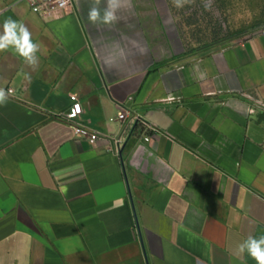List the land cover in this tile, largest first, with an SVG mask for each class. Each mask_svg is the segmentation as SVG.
Instances as JSON below:
<instances>
[{"label": "crops", "instance_id": "1", "mask_svg": "<svg viewBox=\"0 0 264 264\" xmlns=\"http://www.w3.org/2000/svg\"><path fill=\"white\" fill-rule=\"evenodd\" d=\"M130 3L104 25L92 0L49 17L0 0V31L11 17L40 45L35 70L0 52V264H256L235 251L264 235V28L177 57L169 0ZM71 93L119 152L60 116ZM134 116L149 141L125 136Z\"/></svg>", "mask_w": 264, "mask_h": 264}, {"label": "rangeland", "instance_id": "2", "mask_svg": "<svg viewBox=\"0 0 264 264\" xmlns=\"http://www.w3.org/2000/svg\"><path fill=\"white\" fill-rule=\"evenodd\" d=\"M169 2L165 42L177 57L231 44L264 28V0H192L182 8Z\"/></svg>", "mask_w": 264, "mask_h": 264}, {"label": "clouds", "instance_id": "3", "mask_svg": "<svg viewBox=\"0 0 264 264\" xmlns=\"http://www.w3.org/2000/svg\"><path fill=\"white\" fill-rule=\"evenodd\" d=\"M102 0H92V6L88 12V20L92 24L112 25L117 22V12L127 6L131 7L130 0H106V6L101 12ZM192 0H173V4L177 8H182L185 4ZM205 8H210V4L206 3ZM12 50L17 56L33 70L39 65L40 45L32 39V33L25 23L17 21L11 17L4 20L2 31H0V52ZM9 99V92L0 88V105L5 104ZM248 254L256 264H264V235L259 238L248 236L246 240L240 243L235 251L238 257Z\"/></svg>", "mask_w": 264, "mask_h": 264}, {"label": "built area", "instance_id": "4", "mask_svg": "<svg viewBox=\"0 0 264 264\" xmlns=\"http://www.w3.org/2000/svg\"><path fill=\"white\" fill-rule=\"evenodd\" d=\"M26 2L28 3L31 11L34 13L42 17H49L57 16L69 10L72 6L73 0H26ZM7 91L9 92V95H11L13 88L8 87ZM70 98L72 100L70 109L67 112L61 113L60 116L71 124L76 134L86 137L92 143L96 142V140L101 137L102 134L82 120V104L79 101L77 94L71 93ZM129 99H132V96H129ZM255 104L256 105L251 106L250 111L253 112L257 106L264 107L263 102L257 101ZM127 113V110H121L117 115V119L124 120L127 116ZM136 119H138V122H136ZM137 124H140L143 128L145 132L144 140L146 141L151 139V132L157 130L152 123L134 116V118L129 121L128 132H126L125 136H127ZM103 135L108 141L111 142L113 149L116 152L121 150L125 137L113 133Z\"/></svg>", "mask_w": 264, "mask_h": 264}]
</instances>
